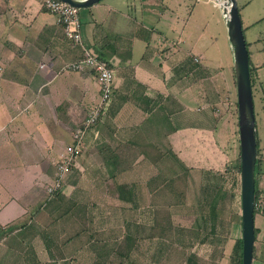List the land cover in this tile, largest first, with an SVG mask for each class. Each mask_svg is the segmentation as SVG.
I'll use <instances>...</instances> for the list:
<instances>
[{"label": "crops", "instance_id": "1", "mask_svg": "<svg viewBox=\"0 0 264 264\" xmlns=\"http://www.w3.org/2000/svg\"><path fill=\"white\" fill-rule=\"evenodd\" d=\"M42 1L0 0V264H109L125 258L115 254L125 241L121 249L135 252L142 208L149 220V209L173 199L164 181L191 169L182 178L185 191H197L201 171L225 169L215 142L217 88L228 84L233 68L205 64L200 38L187 43V30L202 36L211 18L189 0H103L79 10L84 45L114 72L112 97L86 132L62 192L49 196L61 153L100 95L93 72L65 70L82 49L65 39ZM248 5L238 4L241 22L248 21L244 35L264 20H250ZM245 41L255 68V187L262 204L252 264H264V46L261 36Z\"/></svg>", "mask_w": 264, "mask_h": 264}, {"label": "rangeland", "instance_id": "2", "mask_svg": "<svg viewBox=\"0 0 264 264\" xmlns=\"http://www.w3.org/2000/svg\"><path fill=\"white\" fill-rule=\"evenodd\" d=\"M111 1L114 0H108L106 3ZM197 1L189 0V3L191 6L199 5V7H205L207 15L211 18L207 19L209 25L202 36L200 29L198 32L195 28L187 30V43H195L196 39L200 38V43L207 50L205 64H209L212 67L218 65L220 68H226L224 69L226 71H231L233 60L222 12L214 2L209 1L210 3L205 4L203 1ZM237 2L238 4L249 3L245 13L250 20L264 18V0H237ZM242 23L243 28L244 26L248 27L247 20ZM248 30L244 35L246 40L251 39V37L257 38L261 36V44L264 46V20L257 23V25L251 26ZM227 78L228 84L225 83L226 86L221 84V87L217 88L219 89V102L217 105L219 122L217 123L215 142L218 152L220 151L225 156L224 164L235 169L237 165L236 158L239 153V142L234 73ZM167 162H169V166L173 170L178 172L176 163L168 161V157ZM199 162L196 165H205L201 161ZM223 171L221 172L222 174L220 173V180L218 181L217 179L218 185L221 186V191L217 194L215 191H207L205 197L203 196L204 199H208L207 202L210 201V196L212 197V202L214 201V206L218 210L217 214L219 215L217 219L218 225L215 228L216 235L210 236L208 243H198L196 245L190 243L191 232L195 222L194 213L196 211V208L192 206L193 204L188 203L192 202L190 194L195 192L192 188L185 191L188 196L185 205L182 203L178 204V198L173 197V199H170L167 196L164 202H157V210L155 212L147 208L151 213L149 220L144 218L149 212L142 208L141 232L133 237L132 241L136 246L135 252L132 255L129 250L121 249L122 246L125 248L130 244L129 241L124 240L125 242L119 245L115 254L128 255L131 257L130 260H126V257L122 260L117 257L110 261L109 264H119V262L120 264H186L189 256H194L195 264H232L234 242L241 238L240 174L236 169L229 174L223 173ZM193 174L198 175L196 172ZM184 187L185 184L182 181H177V185L174 188L184 191ZM175 191L176 194L182 192L178 189H175ZM165 194L168 195L167 193ZM158 200L162 201V198ZM167 203L171 205L168 204V206L166 205ZM167 216L169 218H166ZM148 226H150L149 231L146 230Z\"/></svg>", "mask_w": 264, "mask_h": 264}, {"label": "water", "instance_id": "3", "mask_svg": "<svg viewBox=\"0 0 264 264\" xmlns=\"http://www.w3.org/2000/svg\"><path fill=\"white\" fill-rule=\"evenodd\" d=\"M79 10L103 0H57ZM227 29L236 89L238 142L240 158L241 264H252L255 206V165L257 159L253 93L249 73V56L237 0H224L220 7Z\"/></svg>", "mask_w": 264, "mask_h": 264}, {"label": "built area", "instance_id": "4", "mask_svg": "<svg viewBox=\"0 0 264 264\" xmlns=\"http://www.w3.org/2000/svg\"><path fill=\"white\" fill-rule=\"evenodd\" d=\"M207 1L214 2L218 8L224 3V0ZM41 6L46 12L58 18L65 39L72 45L82 49L81 58L67 65L65 70L77 73L93 72L96 75L100 95L99 103L89 110L81 126L72 133V143L64 149L55 165L53 179L46 188V194L50 196L62 192L65 180L76 167L77 160L82 154L86 132L91 130L106 112L112 96L114 72L104 59L84 45L79 9L57 0H43ZM254 208L256 210L262 209L261 202L255 203Z\"/></svg>", "mask_w": 264, "mask_h": 264}, {"label": "trees", "instance_id": "5", "mask_svg": "<svg viewBox=\"0 0 264 264\" xmlns=\"http://www.w3.org/2000/svg\"><path fill=\"white\" fill-rule=\"evenodd\" d=\"M240 12V9H239ZM245 32V29L243 28V33ZM246 47L248 49V45L246 43ZM103 59V58H102ZM249 73H250V81H251V87L253 90V86H254V73H255V68L251 65V62L249 61ZM112 97V96H111ZM99 122V121H98ZM97 122V123H98ZM96 123V124H97ZM257 144V142H256ZM258 147V146H257ZM257 153H258V149H257ZM237 165L235 167V169L237 170V172L240 174V158H239V153L237 154ZM256 165H257V161H256ZM255 165V168H256ZM233 167H230L229 165H226L223 173L229 174L232 173L235 170ZM190 170H185L184 172L178 174L177 178L178 181H182L183 184H185L184 180L182 179L183 177H185L187 174H189ZM202 177L201 180L199 181V187L198 190L195 192H192V202H194V204L192 206H194L196 208L195 211V222L193 224V228H192V232H191V239H190V243L192 245H196V244H206L208 243V238L210 236H214L216 235L215 232V228L217 224V219H218V210L216 209V207L214 206V201L212 202V197L210 196V201L207 202L208 199H204L203 196L205 197V194L207 191H215L216 194L219 193L221 191V186L218 185V181L220 180V176H221V172H214V171H201L200 172ZM221 173V174H220ZM176 176V175H174ZM218 177V178H217ZM218 179V181H217ZM165 186L171 189V194L172 197H176L177 199V203L178 204H183L185 205V190H180L179 188H174L175 185H177V181L175 182L174 180H168V181H164ZM186 188V187H184ZM121 191L123 190V187L119 188ZM175 189H178L179 191H182L180 193H175ZM57 196L59 195V193H55L53 195L50 196ZM216 196V195H214ZM240 197V196H239ZM258 200V193L256 191V187H255V203H257ZM256 209L254 208V216L256 213ZM166 218H169L168 216ZM240 225H241V216H240ZM194 229V230H193ZM255 233V230H254ZM242 253V242H241V238L237 241L234 242V246H233V257L231 258V262L232 264H241V255ZM126 260H130V258L128 257V255L125 256ZM194 256H189L187 257V261L186 264H195L196 260L193 259ZM193 259V260H192ZM97 264H104V262H99Z\"/></svg>", "mask_w": 264, "mask_h": 264}]
</instances>
